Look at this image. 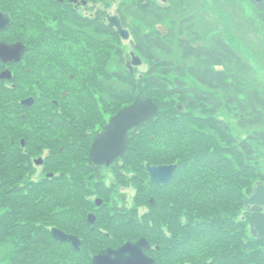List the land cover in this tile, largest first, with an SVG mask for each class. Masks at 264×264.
Wrapping results in <instances>:
<instances>
[{
	"label": "trees",
	"instance_id": "16d2710c",
	"mask_svg": "<svg viewBox=\"0 0 264 264\" xmlns=\"http://www.w3.org/2000/svg\"><path fill=\"white\" fill-rule=\"evenodd\" d=\"M252 3L256 20L264 27V0ZM128 14L138 22L131 30L136 49L147 63L143 75L126 67V53L116 31L110 34L98 24L100 74H106L110 82L102 81L95 89L80 88L73 92L76 95L63 99L54 90L56 75L65 78L73 68L58 62L62 57L58 50L48 58L60 69L48 71L42 64L36 75L52 80L44 82L47 90L53 88L45 95L27 90L35 74L32 66L30 74H14V86L0 80V246L9 249L5 260L8 264H92L94 256L105 250L91 241L93 246L81 251L57 242L51 231H64L63 217H69L62 212L64 191L59 189L58 176L37 183L26 175L31 154L39 150L41 156L46 149L49 170L72 173V159L64 166L54 162V157L68 153L61 154L60 148L75 146L83 154L96 135L84 131L100 132L97 122L105 113L115 116L141 95L150 97L160 113L130 134L129 151L138 154L133 155L134 165L142 166L144 173L147 165H177V169L169 184L157 186L151 213L142 220L135 216L126 233L120 229L113 234L117 238L125 235L130 242L147 239L154 247L151 253L156 264H264V241L250 235L251 216L241 213L246 210L244 203L251 196L253 181L264 183L259 168L264 155V92L259 91L252 66L216 34L211 36V53L205 54L206 48L189 45L197 43V38L179 33L180 52L166 59L172 53L168 45L174 42L173 32L165 37L155 29L160 21L152 9L137 8ZM199 30L204 32V27ZM184 35L186 40L181 39ZM69 42L59 39L63 44L59 52L73 50L74 41ZM113 66V72L104 71ZM56 95L58 107L48 100H55ZM31 97L36 104L24 107L21 101ZM179 103L187 108L182 114L177 111ZM222 114L236 120L239 135L221 119ZM243 133L245 139L240 136ZM21 138L27 149L19 145ZM76 139L79 142L72 144ZM78 190L84 196L85 184Z\"/></svg>",
	"mask_w": 264,
	"mask_h": 264
},
{
	"label": "rangeland",
	"instance_id": "374dc122",
	"mask_svg": "<svg viewBox=\"0 0 264 264\" xmlns=\"http://www.w3.org/2000/svg\"><path fill=\"white\" fill-rule=\"evenodd\" d=\"M34 1H40L36 3L35 5L45 6L47 4L46 2L41 1V0H34ZM152 1H157L161 5H165L167 2V0H115V1L107 0V2H99V4L96 5L95 9L97 10L102 9L103 11H106V13H108L110 16L111 15L115 16L117 15L118 10L120 8H123L122 14L128 15V11L133 10V9L139 8L141 10H146L148 8V3ZM189 1L192 7L198 10L200 16L202 15L207 18V21L209 22V27L210 25L211 26L213 25V27L216 28L215 31L210 32V36H213V34L218 35L220 38L225 40L235 51H237L241 55V58L245 61L246 64H249L250 66H252L254 70L255 80L257 81L259 85V91L264 92V27L259 23L258 20H256L257 17L255 14V5H253L252 3L253 0H185V4L186 2L188 3ZM32 2L33 1L30 2L29 0H0V6L4 10L7 11L8 10L7 8L9 7L12 8V11L11 10L10 11L14 13L15 22L17 24V27L12 31V33H10V35L8 34L6 37V40H8L9 42L25 41L26 45L30 46L31 48V45L33 43H31L30 41L31 35L28 32V28L32 27L33 24L31 25L29 23V21L26 19V16L28 15V12H27L28 7H31V8L34 7ZM171 2L174 3L175 0H171ZM185 15H186L185 13H182L179 17H174V18H177V19L179 18V21H182L183 19L186 18ZM60 16L61 15H58L57 17H54V19H51L52 24L48 23V18H46L44 15L42 16L43 19L42 17L37 16L38 20L35 22L36 25L34 24V28L35 30L38 29V33L36 34L35 38L38 41L37 43L38 46L41 47V50H40L41 56L39 55V57L41 59L43 67L48 66V69H47L48 71H51L52 69L56 70V67L58 66L53 65L51 60L48 57L52 56L53 53H56L58 50V53L61 54L62 56L61 58H59L58 62L61 64H64V66L69 65L71 68H73L67 73L65 78L68 80L70 79L69 78L70 76L75 75V77L78 76V78H80V81H81L82 78L79 73L82 70L80 68L77 69L75 66L78 65L77 61L79 60L81 56L80 50L84 48L80 44L79 36L75 35L74 33L72 35H75V36H72L71 39L67 37V40L70 41L69 43H73L72 41H74V49L73 50L65 49V51L59 52V48L63 45L59 43V39H62V37L58 31L59 26H57L59 24V22L57 21L62 18ZM44 21L48 23V26H47V33L43 34L42 26H43ZM24 23L28 24L26 29L22 27ZM137 25H138V22L134 21L133 19L129 20L130 30L134 26H137ZM168 26L170 27V23H168ZM71 27L73 29L75 28V30L77 31L79 30V28L72 25V23H71ZM163 30L167 31V29L165 28H163ZM198 33L201 36L203 35L204 32L198 29ZM2 40H5V39H2ZM83 42H86L87 44L90 45V43H88L86 40H83ZM122 43H123L122 47L127 56L130 57V55L132 54L131 52H134L137 54V52H135L136 49L134 50V48L130 45L129 42L123 41ZM98 50L100 51V49ZM72 51H74L75 53ZM78 52L79 54L76 55V53ZM29 54L30 53L26 55L25 62L23 63V65H21L20 71L13 68L15 74H18V73L19 75L30 74L31 67L29 66L33 65L32 63L33 58L29 57ZM58 68L60 69V67ZM75 68L77 69V71ZM2 69H5V68H2L0 66V73L2 72ZM13 69L12 70L10 69V71L13 72ZM107 70L109 69L107 68L104 71H107ZM136 70L138 72L137 75H141V74L143 75L144 73H146L147 67L146 65L145 66L143 65L141 68H138ZM93 73H94V70H91L92 75ZM1 74H3V72ZM36 75L37 74H34L33 78L31 79L33 81L30 84V86L28 85L27 90L29 91V88H30L29 92L33 93L34 91L36 92L38 96L39 94L45 95L46 91H48L47 90L48 86L47 84H44V82L45 81L52 82V80L48 78L47 79L36 78ZM56 77H58L57 78L58 84H57V87L54 86V90L55 92H58L61 95V97H62V94L65 93L63 94L64 95V97H62L63 99L68 98L69 95H76L73 92L80 90L79 87H76L80 84V81L79 82L77 81L76 83L75 82L72 83L71 81H69L71 82L69 85V88H66V86L64 88L62 85V82L60 81L61 78L58 75H56ZM100 77H103L102 79L106 83L110 82L106 74L104 75L100 74ZM2 81L7 82L6 83L7 86H10V87L12 85L14 86V83L11 84V82L6 81V80H2ZM93 83L97 84L98 87L102 86L100 82L96 83L95 79ZM91 88L95 89V87H91ZM55 100L57 101V103L58 102L60 103L58 95L55 96ZM98 101H99L98 103L101 109H103L102 108L103 100H101L98 97ZM50 109H51V106L50 108H47L48 111H50ZM113 117L114 116L106 115L105 113L104 119L97 122V125H98L97 129L102 131L104 127H106L108 123H110V120ZM220 117L227 124H230L235 129V133L239 135V132L236 131V127H235L236 120L233 117L228 116V115L225 116L223 114L220 115ZM84 132L89 133V135H92V136L94 135V133L95 134L98 133L97 131H94V130L84 131ZM240 136L241 138L245 139L247 137V134L243 133ZM21 140L22 138L19 139L18 141L20 142ZM136 152L137 151H134V150L128 151V160L124 163V166L126 169H128V172L123 177L119 175L117 177V175L113 174L112 171H108V173H105L103 177L104 180L106 181V187L105 185H102L100 182H98L96 179L90 180L91 183L89 182L87 183L85 188L90 190L91 195H92V198H89V197L87 198V201L89 200L88 203H86V201L84 203L80 201H76L75 199L76 193L73 189H71L70 185L63 183V185L60 186L58 182L60 191H64L62 212H65L69 215V217L68 216L63 217L64 222H65L64 230L70 229L75 226H80L79 224H77V222H79L81 217L84 218L81 213L75 212L77 211V209L74 208V203L76 205L77 204L83 205L82 208L85 205L87 206L91 205L88 208V211L85 217V222H86L87 215L88 213L92 211V207L94 206V203H96V200H102L105 206L103 210L101 211V214L99 215V219L97 222L98 223L97 228L104 230L105 233L104 231H101L102 233L98 232V233L92 234V231L88 229L90 234L94 237L91 243L94 245V247L97 246V247H101L100 249L109 250L110 248L118 249L125 243L131 241L129 240L128 237H125V235H123V237L117 238L115 234H113V232L121 229L123 232L126 233L127 231L126 229H128V226L131 224V220L135 218V216L142 220L144 217L149 215L151 213L150 208L152 207L150 202L152 201V199H154V201L156 202L155 195H156V192L159 190L157 186H154V185L151 186L150 177L147 175V173L143 172L142 166L138 167L134 165V161L136 160V157H133V155H138L136 154ZM39 153L40 152L38 150L36 154H31L33 158L32 165H31V168L29 169L30 170L29 174L26 175V177L31 176L30 177L31 179L35 180L37 183L38 182L41 183V182H45L52 174H53L52 176L55 177V176H58L59 173L64 172L62 169L61 170L56 169L55 171H52L51 169L49 170L47 168V165L43 168L36 167L35 162L40 158H43L45 161L49 163V158H48L49 149H46L43 152V154H41V156H39ZM77 153H78V149L75 150L74 152H68L65 156H63L64 157L63 162L69 165V163L71 162L72 156H74ZM260 158H261V165L259 168L261 172L264 174V155L260 156ZM58 160H59V157H54V162L57 163ZM68 175L70 174L68 173ZM56 181H58L57 178H56ZM253 183H254L253 184V188H254L255 185L259 183V181L258 180L253 181ZM247 196L249 197L250 195H247ZM123 198L126 200V203L124 202ZM90 201L92 202L90 203ZM116 205L120 207L123 206L126 209V211H128L130 216H132L131 219L126 220L124 218H121V219L112 218L108 211L113 210V207L114 206L116 207ZM241 213L243 215L244 213H246V210L243 209ZM110 223H112L113 225L106 226L107 224L110 225ZM109 228H111L112 231L110 230L107 231ZM248 228H249V225H248ZM68 231L74 234L73 233L74 230H68ZM249 231H250V228H249ZM91 243L89 240L87 241L84 240L83 249L86 248ZM92 244L91 246H93ZM2 246L4 245L0 246V264H8V262L5 259L7 258L6 254L9 249H7L6 247H2ZM152 256L155 257V254H152Z\"/></svg>",
	"mask_w": 264,
	"mask_h": 264
},
{
	"label": "flooded vegetation",
	"instance_id": "af4514ba",
	"mask_svg": "<svg viewBox=\"0 0 264 264\" xmlns=\"http://www.w3.org/2000/svg\"><path fill=\"white\" fill-rule=\"evenodd\" d=\"M30 2L33 1V5L34 7H28L27 12L28 15L26 16V19L29 21V23L33 26L28 28V32L31 35V43H33L30 46L26 45L23 43V41H16V42H9L8 40H6L7 35L10 33H12V31L14 30V23H15V15L14 13H12L10 10L6 11L4 10L1 6H0V13H3L4 15H8L10 16L11 20H12V25L10 26V28L4 32H0V44L5 42L8 45L11 44H16V43H23L24 45H26L28 47L27 52L24 54V56L22 57L23 60L20 63L17 64H5L3 61L0 60V66L2 68V72L5 71H10V69L12 70L13 68L16 70H21V65H23V63L25 62V58L26 55L28 53L29 57L33 58L32 60V67L35 69V74L39 73V71L42 69V62L41 59L39 57V55L41 56L40 53V46H38V41L36 40V34L38 33V29L35 30L34 28V24L36 25V21L38 20L37 16L42 17L43 15L48 18V23L52 24V20L54 19V17H57L58 15H61L60 17H62L61 19H59L57 22H59V24L57 26H59L58 31L59 34L61 35V37L63 39L61 40H66L67 41V37L68 38H72V34L75 33V35L79 36L80 38V44L81 46H83L84 49L80 50V58L77 61L78 66L81 67L80 71V76L82 78V80L80 81V78H78V76L75 77V75L70 76V79H66L64 78V76H61V82L63 87L65 88H69L70 83H76L77 81H80V84L76 87L79 88H91V87H98L97 84L93 83L94 79L96 83H101L102 85V81H103V77H100V62H99V56H100V51L98 50V37L100 36L99 32H98V24H100L104 29H107L105 31H107L108 33H113L110 31H116V33L118 34L117 31V27H113L111 26L112 22H111V18L114 16H110L108 13H106V11H103L102 9H95L96 5L99 4V2H107V0H41L46 2L47 4L45 6H41V5H35L36 3L40 2V1H34V0H29ZM115 1V0H112ZM187 5V6H186ZM190 6V7H188ZM122 7V6H121ZM176 8V10H175ZM123 8H120L117 12V15H115V17H118V19L121 21L124 29H126L127 31H129L130 33V37L131 39L129 41L130 45L134 48V50L136 49V45L134 42V36H133V31L130 30L129 28V20L132 19L131 17H128V15L122 14ZM148 9H152L153 11H155L156 14V19L159 20L160 22L156 24L155 29H157L159 32H161V34L165 37H168V35H170L173 32V37L174 39H172L174 42L173 44H169V47H172V53H168L166 54L165 58L169 59L170 56L174 55L175 53H179L180 51H178L177 48V36L179 35V33L182 32H186L189 34H192V39L197 38L198 42H190V46L193 47L194 49L197 48H206L205 49V54H209L211 53V36H210V27H209V22L207 21V18L205 16H200L198 10H196L195 8L192 7L190 1L185 4V0H175L174 3L171 2V0H167L165 5H161L159 4L157 1H152L148 3ZM141 10V9H140ZM175 10V12H174ZM130 11H128L129 13ZM57 13V15H56ZM182 13H185V19H183L182 21H179V18H174V17H179ZM125 18V19H123ZM43 19V17H42ZM127 20V21H126ZM73 21V22H71ZM45 23V24H44ZM43 26H42V33H47V26L48 23H46V21H44ZM71 23L72 25L76 26L77 28H79V30H75V28L73 29L71 27ZM168 23H170V27L168 26ZM99 25V26H100ZM200 26L204 27V33L203 35H199L198 33V29L200 28ZM163 28L167 29V31L163 30ZM109 30V31H108ZM101 32V31H100ZM53 33V32H52ZM99 35V36H98ZM5 39V40H2ZM86 40L87 42L90 41V43L92 44V48L90 47L89 44H87L86 42H83V40ZM111 39V38H109ZM181 39L186 40V36H182ZM123 42V41H122ZM186 47V46H185ZM74 52V51H72ZM136 53L131 52L132 54L129 56H127L125 54V64L126 67L128 68H133V70L141 68L143 65L147 67V63L145 64V58H143L137 51V49L135 50ZM75 53V52H74ZM79 54L76 53V55ZM133 54L136 55V57L141 58L142 60V66H135L133 67L132 61H133ZM35 56V57H34ZM93 60V62H92ZM92 62V63H91ZM9 68V69H8ZM221 67H217V69H220ZM14 69H13V77H14ZM115 67H110L109 70L110 71H114ZM91 70H94L93 75L91 74ZM1 72V73H2ZM0 73V76H1ZM71 81V82H69ZM10 82V81H9ZM12 82V81H11ZM39 82V81H38ZM69 82V84H68ZM68 85V86H67ZM100 85V86H101ZM48 90H53V88H49ZM36 93V92H35ZM65 94V93H63ZM62 94V97H64V95ZM39 96H41L39 94ZM41 98V97H39ZM31 99L34 100L35 99L33 97H31ZM46 99V98H45ZM48 100L50 101V104L53 103L56 107H58L59 102L57 103L56 100H52L50 98H48ZM36 104V102H35ZM109 124V123H108ZM105 128V127H104ZM102 132H104V129L100 132H98L95 136L94 139L92 141V143L90 144V146L88 147L87 151L84 152L82 154L83 149L72 146L70 149H64L65 147H61L60 148V153H64L65 151L67 152H74L75 150L78 149V153L75 154L74 156H72V168H73V172L69 173L70 175H68V173H64L61 172L58 175V182L59 185L62 186L63 183H66L67 185H71L72 184V189L75 191L76 193V201H80V202H85L88 203L87 198H92L91 195V191L86 189L87 191L84 193V196L82 194H80V190L79 186L81 184H85V186L87 185V183H91L90 180H97L98 182H100L102 185H105L106 187V181L104 180V174L108 173V171H112L113 174H116L117 177L118 175L123 177L127 172L128 169L125 168L124 163L128 160V151H127V155L125 157L122 158H118L116 161H114L110 166H103L102 168L98 169V170H92L89 165H90V152L93 148V143L96 139V137L99 134H102ZM132 133V131H131ZM72 135H79L80 132H72ZM23 140V139H22ZM22 140L19 142V145L24 148L27 149L26 147V143L25 146H22ZM76 142H79L78 139L76 140H72V144ZM15 143V142H13ZM57 144H59L58 141H56ZM131 146V145H130ZM59 160L58 162L62 163V166H64L67 163L63 162L64 157L62 155H59ZM123 163V165H122ZM36 167H45V160L44 163L37 166L35 164ZM84 169V171L82 170ZM67 174V175H66ZM66 175V177H65ZM91 195V196H90ZM82 200H81V198ZM124 199V198H123ZM92 201H90L91 203ZM124 202L126 203V200L124 199ZM151 204V203H150ZM83 205L81 204H75L74 203V208L77 209V211H75L76 213H81L83 215L84 218H80L79 222H77V224H79L80 226H75L74 229V234L70 233L67 230H64L67 234L75 236L77 235L81 241V246L83 249V245H84V240H89L92 241L94 239V237L90 234V232L88 231V229L90 231H92V234L94 233H100L101 230L100 228H97L98 225V219H99V215L101 214V211L103 210L105 204L102 200H96V203H94V206L92 207V211L90 213H88L87 215V220L85 222V217L88 211V208L91 205H85L82 208ZM64 210V209H63ZM109 210V209H108ZM254 211H258L261 212L263 210L256 208ZM110 213V216L114 219H121L124 218L126 220L131 219L132 216H130V214L128 213V211H126V209L123 206H118L116 205V207H113V210L108 211ZM94 220V222L92 223L91 220ZM109 219V218H108ZM110 220V219H109ZM66 221V220H65ZM113 225L112 223L107 224L106 226H111ZM68 226V225H67ZM115 226V225H114ZM113 226V227H114ZM68 228V227H67ZM111 231V228H109L107 231ZM102 233V232H101ZM105 233V231H104ZM109 237V236H108ZM69 247H71L72 249H74V247H72V245L67 244ZM148 255H150V257L154 258L152 256V253L149 252ZM155 259V258H154Z\"/></svg>",
	"mask_w": 264,
	"mask_h": 264
},
{
	"label": "water",
	"instance_id": "95a60500",
	"mask_svg": "<svg viewBox=\"0 0 264 264\" xmlns=\"http://www.w3.org/2000/svg\"><path fill=\"white\" fill-rule=\"evenodd\" d=\"M261 2L262 0H255ZM111 26L117 27L118 33L124 40H129L130 34L123 29L121 21L117 17L111 18ZM12 20L10 16L0 13V32H4L10 28ZM27 52V47L21 43L8 45L3 42L0 44V60L5 64H17L22 62L24 54ZM134 66H140V58L133 55ZM3 80H12V73L10 71L4 72L1 75ZM23 105H34L33 99L24 100ZM179 113L185 111L184 105H177ZM160 108L154 103L151 98L142 96L137 97V100L131 106L122 109L110 121V124L104 128V132L99 134L90 152V165L92 170H98L103 166H110L118 158L125 157L130 147L129 131L138 128L151 120L158 117ZM129 113H135L130 119H125ZM24 145V143H22ZM43 164V159L36 161V165ZM177 165L154 167L147 166V172L151 176V184L165 186L174 179ZM152 206L155 205L154 199L151 201ZM245 207L248 211H253L258 208L263 211L254 212L250 219L251 235L253 238L264 241V184L257 183L253 189L252 195L245 200ZM93 223L94 220L92 219ZM51 235L56 241L61 244L69 243L75 250H81V241L77 236H69L65 232L57 228H53ZM135 247L137 254L134 256H125L124 250ZM152 250L151 243L145 238L140 241L127 243L118 250L111 249L100 252L94 257L92 264H99L101 259H104L108 264H155L156 260L152 259L148 252Z\"/></svg>",
	"mask_w": 264,
	"mask_h": 264
},
{
	"label": "snow or ice",
	"instance_id": "6c2138e0",
	"mask_svg": "<svg viewBox=\"0 0 264 264\" xmlns=\"http://www.w3.org/2000/svg\"><path fill=\"white\" fill-rule=\"evenodd\" d=\"M134 115H135V113H129V114H127V116L124 117V118H125V119H130V118H132ZM136 254H137V250H136L135 247L124 250V255H125V256H134V255H136ZM99 264H108V262L105 261L104 259H101V260L99 261Z\"/></svg>",
	"mask_w": 264,
	"mask_h": 264
}]
</instances>
